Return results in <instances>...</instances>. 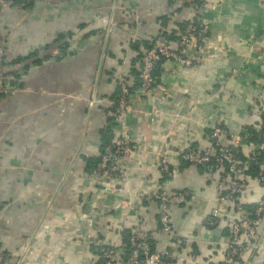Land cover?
Returning <instances> with one entry per match:
<instances>
[{"label":"crops","instance_id":"crops-1","mask_svg":"<svg viewBox=\"0 0 264 264\" xmlns=\"http://www.w3.org/2000/svg\"><path fill=\"white\" fill-rule=\"evenodd\" d=\"M192 1L196 8L198 2L205 5L198 14L210 23L206 37L222 54L173 74L171 63L162 62L157 81L169 92L153 122L151 101L136 95L139 60L160 26L179 29L185 23L187 5L181 8L178 0H7L0 8L10 59L20 60L16 63L24 69L15 83L19 91L0 96L2 264H98L99 247L128 241L135 215L111 209L126 198L136 204L152 250L163 251L166 239L155 234L156 203L139 199L152 194L161 177L152 154L163 147L202 148L212 123L231 135L243 133L239 153L253 152L245 128L258 132L263 126L264 0ZM232 70L239 74L230 78ZM123 76L134 109L126 118L127 130L145 142L133 156L127 187L97 198L93 190L102 185L90 173L117 134L104 112L118 96ZM168 165L176 168L169 190L195 194L191 203L170 209L173 232L184 240L177 257L221 264L229 223L209 218L215 192L208 176L202 167L172 158ZM246 183L243 200L253 204L259 184L247 175ZM91 211L87 222L82 216ZM260 232L255 254L238 264H264V220Z\"/></svg>","mask_w":264,"mask_h":264},{"label":"built area","instance_id":"built-area-1","mask_svg":"<svg viewBox=\"0 0 264 264\" xmlns=\"http://www.w3.org/2000/svg\"><path fill=\"white\" fill-rule=\"evenodd\" d=\"M6 1L0 0V8L5 6ZM185 5L190 9L186 25L182 29L160 26L139 60L136 95L140 98H149L151 101L150 122L155 121L161 113L160 105L169 92L166 86L157 81L155 72L159 63L165 61L171 63L170 70L173 74L222 54L217 52L219 50L214 42L206 37L210 23L200 18L198 14L205 5L199 3L197 9L192 0H178V6L183 8ZM9 53H11L9 46L4 42L0 32V96H14L19 91L15 83L24 71L22 63L10 62ZM260 56L264 60V53ZM238 74L237 70H232L230 78ZM129 96L131 97L129 83L123 76L119 82L118 96L109 102L110 107L104 112L117 134L103 148L98 163L90 173L102 185L93 190L97 198L115 192L116 188L127 187L131 161L140 150L139 144L145 142L139 137L132 138L127 130L126 118L134 112ZM191 107L194 108V105ZM175 118L179 116L176 115ZM207 129L208 142L202 148L163 147L152 154L161 177L154 186L153 193L139 199L156 203L158 227L155 234L166 239L165 249L152 250L150 232L143 228L137 215L136 204L130 198H126L114 204L111 209L128 210L135 215L128 241L124 246L99 247L98 264H120L122 258V264H202L197 256L191 255L185 259L177 257V251L182 247L184 240L173 232L170 209L173 206L191 203L195 200V194L190 190H169L168 181L176 169L168 165L169 158L202 167L210 180L208 187L214 190L215 201L208 213L209 218L228 220L229 223V243L221 264H238L244 256L255 254L262 237L260 231L264 220V127L253 150L261 154L262 161L258 164L255 177L259 185L253 200L255 206L252 215L244 206L251 203L243 200L248 190L245 174L247 167L239 162L234 153V149H238L243 143V133L231 135L221 125L213 123ZM168 137L169 134L165 139ZM92 214L93 211L85 213L82 218L90 222ZM2 261L3 258L0 256V264Z\"/></svg>","mask_w":264,"mask_h":264},{"label":"trees","instance_id":"trees-1","mask_svg":"<svg viewBox=\"0 0 264 264\" xmlns=\"http://www.w3.org/2000/svg\"><path fill=\"white\" fill-rule=\"evenodd\" d=\"M195 2V1H194ZM200 3V2H198ZM186 25V23L184 24H181L179 26V29H182L184 26ZM149 46V45H148ZM147 49V48H146ZM16 61H19L20 60H12L11 59V63L14 64L16 63ZM162 63V62H161ZM159 63L158 66L161 64ZM157 66V68H158ZM157 70V69H156ZM155 75H156V72H155ZM138 76V74H137ZM136 80H137V77H136ZM137 87H138V80H137ZM131 91V90H130ZM118 95V94H117ZM117 97V96H116ZM116 99V98H115ZM262 122H263V126L262 128L258 131V132H254L253 130H250L248 127L245 128V130H247L248 132V140L250 141L249 144H253L254 146L257 144L258 140H259V137H260V134L261 132L263 131V127H264V115L262 116ZM234 153L236 154V157L237 159L239 160V162H241L242 164L246 165L247 169H246V172L245 174L249 177L251 176L252 178H255L256 177V174H257V167H258V164L262 161V156L261 154H258L257 151H253L250 153V155L248 157H245V156H242L241 153H239V148L238 149H234ZM99 159V158H98ZM98 159L94 165V167L96 166V164L98 163ZM93 167V168H94ZM245 208H246V211L252 215V212H253V209H254V206L253 204H246L244 205ZM180 250V248L178 249Z\"/></svg>","mask_w":264,"mask_h":264}]
</instances>
